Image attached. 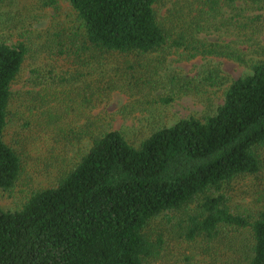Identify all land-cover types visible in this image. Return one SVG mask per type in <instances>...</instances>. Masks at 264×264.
<instances>
[{"label": "trees", "instance_id": "1", "mask_svg": "<svg viewBox=\"0 0 264 264\" xmlns=\"http://www.w3.org/2000/svg\"><path fill=\"white\" fill-rule=\"evenodd\" d=\"M59 1L70 5L75 24L53 32L57 52L34 69L32 90H12L27 46L0 41V190L14 189L26 154L59 152L45 164L59 171L51 183L31 188L13 209L0 203V264H150L162 251L174 264H201L197 257L205 264H264V208L243 215L229 195L234 183L256 180L264 169V45L251 57L238 34L258 44L264 0L47 4ZM231 26L235 39L208 38L229 35ZM179 50L187 59H232L250 72L230 80L208 112L156 126L137 145L119 130H92L86 151L76 148L63 164L75 146L64 139L69 110L78 115L114 90L133 95L153 86L151 64ZM188 84L171 88L162 102ZM59 95L67 98L62 110ZM15 125L23 132L7 138Z\"/></svg>", "mask_w": 264, "mask_h": 264}, {"label": "rangeland", "instance_id": "2", "mask_svg": "<svg viewBox=\"0 0 264 264\" xmlns=\"http://www.w3.org/2000/svg\"><path fill=\"white\" fill-rule=\"evenodd\" d=\"M171 1L163 0L162 3L168 6ZM47 2L48 0H0V41L14 43L20 40L28 48L26 62L23 64L17 82L12 86L15 92L23 93L26 90H32L30 83L36 81L34 69L45 68L44 66L53 60L51 54L57 52L51 45L52 38H55L52 36L53 32H58L66 25L75 24L73 12L68 3L59 1L56 6H51ZM166 6H162L161 12H164ZM240 19L244 23L243 19ZM234 26L228 28L229 35H226L224 31L213 32L208 35V38H223L225 41L235 39ZM238 34L239 38L244 40L240 48L242 47L249 56L255 57L259 51H262L264 29L258 37H254V41L259 40V45L248 43L246 40L249 35L245 36L243 30H240ZM185 55H187L185 51H171L170 54L165 55L160 64L154 61L151 67L156 68L157 75L151 79L153 86H144L145 88L139 93L134 92L133 95H129L114 90L102 100L101 104L88 108L85 113L73 115L69 110V118L63 124L66 130L64 139L70 140L69 142L75 146L69 147V155L64 157L63 164L70 161L69 158L76 148L81 152L86 151L90 144L89 133L92 130H95L94 134L105 130H119L129 142L137 145L156 126L170 125L181 118L200 116L208 112L222 102V92L230 80L250 72L247 66L232 59L213 56L203 58L199 55L187 59ZM58 63L64 66L66 61L59 57ZM180 83H189L186 91L180 96H175L172 102L167 104L162 102L161 98ZM66 100V97L64 100L59 95V100H56L58 110L65 108ZM89 117H95L94 123L89 121ZM81 126H84L82 129L86 134L83 138L82 133H79ZM16 129L21 131L17 125L9 127L6 137L12 138ZM52 134L55 136V133ZM56 137L63 138L58 135ZM66 141L64 142L67 144ZM56 152H58L56 149L48 148L41 154H26L28 163L14 189L0 190V203L4 208H15L31 188L45 186L53 181L59 171L55 165L46 168L45 164L51 161V157L53 158ZM45 171L50 172L46 174ZM229 195L232 208L243 215L263 209L264 169L256 180L246 178L234 183ZM163 253L162 251L158 257L152 259L150 264H174V255L166 256ZM193 261L207 263L205 257H197Z\"/></svg>", "mask_w": 264, "mask_h": 264}]
</instances>
